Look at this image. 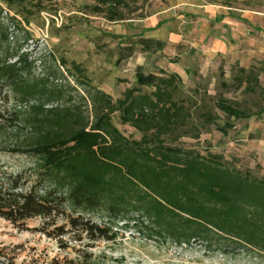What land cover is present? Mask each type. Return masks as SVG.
I'll return each instance as SVG.
<instances>
[{
    "label": "trees",
    "instance_id": "1",
    "mask_svg": "<svg viewBox=\"0 0 264 264\" xmlns=\"http://www.w3.org/2000/svg\"><path fill=\"white\" fill-rule=\"evenodd\" d=\"M46 1L0 0V152L27 163L19 171L0 169V219L21 231L40 220L35 232L58 240L62 249L76 244L85 249L76 251L75 259L28 264H99L89 250L101 241L114 242L120 225L163 245L201 242L210 251L263 259L264 177L222 155L178 144L199 141L211 126L227 137L233 122L260 118L264 108L254 113L214 99L224 115L220 125L207 105L211 99L203 101L199 90L187 92L177 74L146 75L138 69L135 86L115 100L94 87L75 62L60 59L38 73V61L23 51L21 40L22 34L30 40L23 24L30 25L34 11L46 13ZM88 1L93 5L85 11L94 16L110 23L127 20L130 0ZM245 2L254 10L264 5V0ZM223 4L233 8L231 1ZM142 43L144 52L166 46ZM261 74L264 68L239 67L234 86L255 94ZM116 117L141 138L126 137ZM19 249L0 248V264H17Z\"/></svg>",
    "mask_w": 264,
    "mask_h": 264
},
{
    "label": "rangeland",
    "instance_id": "2",
    "mask_svg": "<svg viewBox=\"0 0 264 264\" xmlns=\"http://www.w3.org/2000/svg\"><path fill=\"white\" fill-rule=\"evenodd\" d=\"M224 1H231L233 8L225 7ZM89 5L93 3L88 0H48L44 4L46 13L34 11L30 25L23 24L30 40L25 42L22 34L21 45L32 60L38 61V73L58 65L60 59L75 62L85 68L94 87L115 100L135 86L138 69L146 75H159L161 71L177 74L187 92L199 90L203 101L205 97L211 99L207 105L220 118V125L224 115L214 108V99L239 103L254 113L264 108V74L255 94L235 88L233 80L239 67L264 68V22L263 27L260 23V19L264 21V5L254 10L245 0H130L127 20L120 23L90 14L85 11ZM222 17L223 21L217 23L216 19ZM143 41L166 46L158 50L153 45L151 52H144ZM223 83L230 88H224ZM0 106L4 102L0 101ZM114 122L126 137L141 138L134 129L120 125L118 117ZM233 123L235 127L227 137L211 126L199 141L182 139L178 145L222 155L239 168L264 177V114ZM24 166L26 160L0 152V169L11 172ZM91 219L102 221L97 215ZM40 226L41 221L34 220L28 222L29 231H21L0 219V248L21 247L17 264L39 258L75 259L76 251L85 249L80 244L67 250L60 248L58 240L34 231ZM93 247L89 251L99 264H264V258L210 251L201 242L179 248L147 241L145 234L133 226L125 229L120 225L114 242L101 241Z\"/></svg>",
    "mask_w": 264,
    "mask_h": 264
},
{
    "label": "crops",
    "instance_id": "3",
    "mask_svg": "<svg viewBox=\"0 0 264 264\" xmlns=\"http://www.w3.org/2000/svg\"><path fill=\"white\" fill-rule=\"evenodd\" d=\"M264 16V15H263ZM263 19H260V23H261V26L263 27ZM249 23V22H248ZM260 30V32H261V29H259ZM243 67V66H242Z\"/></svg>",
    "mask_w": 264,
    "mask_h": 264
}]
</instances>
